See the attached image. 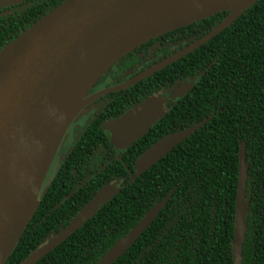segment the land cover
<instances>
[{"label": "trees", "instance_id": "16d2710c", "mask_svg": "<svg viewBox=\"0 0 264 264\" xmlns=\"http://www.w3.org/2000/svg\"><path fill=\"white\" fill-rule=\"evenodd\" d=\"M62 1L20 0L1 6L0 49ZM226 15L215 13L141 44L119 58L94 87L125 82L198 40ZM182 84L188 90L166 101L163 117L118 155L133 173L136 158L154 143L202 125L129 182L102 122ZM91 104L93 117L39 197L4 264L23 262L112 181L116 193L34 264H94L166 196L155 218L112 264H232L240 149L245 164L240 264H264V0L254 1L189 53ZM83 113L85 109L75 117Z\"/></svg>", "mask_w": 264, "mask_h": 264}, {"label": "water", "instance_id": "95a60500", "mask_svg": "<svg viewBox=\"0 0 264 264\" xmlns=\"http://www.w3.org/2000/svg\"><path fill=\"white\" fill-rule=\"evenodd\" d=\"M18 1L0 0V7ZM254 1L250 0L234 15L220 9L196 19L163 24L145 21L146 13L156 0H64L0 49V264L6 262L36 208L42 180L66 127L84 106L100 95L140 81L189 53L221 31ZM219 12H227L226 17L198 40L119 85L87 95L94 83L125 54L153 38ZM155 47L153 44L150 51ZM187 90L188 86L180 85L172 99L181 97ZM87 98V102L77 108ZM164 105L161 97L147 100L117 119L105 122L103 130L109 142L119 149L131 146L163 117ZM201 125L199 122L167 135L143 151L133 163V174L128 173L129 182ZM243 159L240 149L232 264H240L244 233ZM116 191L113 184L103 186L66 228L47 238L20 264H34ZM99 201L102 202L100 205ZM166 201L167 196L154 203L94 264H112L147 228ZM82 216L85 217L81 219Z\"/></svg>", "mask_w": 264, "mask_h": 264}, {"label": "bare ground", "instance_id": "6f19581e", "mask_svg": "<svg viewBox=\"0 0 264 264\" xmlns=\"http://www.w3.org/2000/svg\"><path fill=\"white\" fill-rule=\"evenodd\" d=\"M250 0H156L145 15V21L164 22L163 24L177 20H192L215 10H228L234 15ZM83 100L77 108L87 102Z\"/></svg>", "mask_w": 264, "mask_h": 264}, {"label": "flooded vegetation", "instance_id": "af4514ba", "mask_svg": "<svg viewBox=\"0 0 264 264\" xmlns=\"http://www.w3.org/2000/svg\"><path fill=\"white\" fill-rule=\"evenodd\" d=\"M156 49V47H155ZM154 51V50H153ZM151 51V52H153ZM96 83V82H95ZM94 83V84H95ZM91 88H94V92L92 93H87V95L89 94H93L97 91H100L102 90V88H100V86H95L94 85L91 87ZM90 88V89H91ZM109 88V87H108ZM89 89V90H90ZM105 89V88H103ZM92 90V89H91ZM102 95L96 97L95 99L101 97ZM91 100L90 102H88V104H86L84 106L83 109H85V113L81 114L80 116L78 115L77 117H75L71 122L70 124L68 125V127L66 128V130L64 131V134L58 144V146L56 147V150H55V153L52 157V160H51V163H50V167L51 165H53L55 163V161L57 162L58 165H56V168L55 170L53 171L52 175L49 177V179L47 180V182L44 184V187L43 189H40L39 190V195L41 196L43 193H44V190L47 188L52 176L54 175V173L57 171V169L59 168V166L61 165V163L65 160V158L68 156L69 152L71 151V149L73 148L75 142L78 140L79 136L81 135V133L83 132L86 124L89 122V120L93 117L94 113H95V107L94 105H92L91 103H93V101L95 100ZM168 101V100H167ZM169 101H172V100H169ZM119 117V116H118ZM117 117V118H118ZM116 118V119H117ZM115 120V119H114ZM107 121H112V120H105L104 122H102L101 124V129H102V132L104 133V135L106 136L104 130H103V125L105 122ZM149 130V129H148ZM142 137V136H141ZM107 138V136H106ZM107 140L109 141V139L107 138ZM110 143V142H109ZM111 144V143H110ZM112 145V144H111ZM114 150H115V153H116V156L114 157V159H116L118 162H120L123 166V168L126 170L127 172V175L128 173H131L127 168L126 166L123 164L122 162V159L121 157L118 155L119 152H122L126 149H119V148H116L114 145H112ZM132 146V145H131ZM130 147V146H129ZM128 147V148H129ZM118 157L120 158V160H118ZM49 167V168H50ZM133 174V173H131ZM86 180V179H85ZM84 180V181H85ZM84 181L82 182V184L84 183ZM116 181H112L110 182V184H113L115 187H116V184H115ZM42 188V187H41ZM73 192V191H72ZM71 192V193H72Z\"/></svg>", "mask_w": 264, "mask_h": 264}, {"label": "rangeland", "instance_id": "374dc122", "mask_svg": "<svg viewBox=\"0 0 264 264\" xmlns=\"http://www.w3.org/2000/svg\"><path fill=\"white\" fill-rule=\"evenodd\" d=\"M0 14H3V13L0 12ZM190 82H191L190 80H187V81L185 82V84H186V85H189ZM175 90H176V89H175ZM175 90H174L173 92L162 93V94H160L159 97H161V98L164 100V102H166L167 100H172V96H173V93L175 92ZM67 127H68V126H67ZM67 127H66V128H67ZM65 130H66V129H65ZM63 134H64V133H63ZM56 165H58L56 161H55V163H54L53 165H51V167H50V165H49L50 168L48 167V170H47V172H46V174H45V176H44V178H43V180H42V183H41L40 189H43L44 184L47 182V180L49 179V177L52 175L53 171H54L55 168H56ZM41 187H42V188H41ZM98 203H99V204H98ZM98 203H96V204L100 205L102 202L99 201ZM96 206H97V205H96ZM84 217H85V216H82L81 219H83Z\"/></svg>", "mask_w": 264, "mask_h": 264}]
</instances>
